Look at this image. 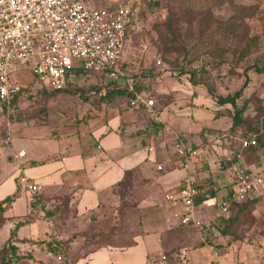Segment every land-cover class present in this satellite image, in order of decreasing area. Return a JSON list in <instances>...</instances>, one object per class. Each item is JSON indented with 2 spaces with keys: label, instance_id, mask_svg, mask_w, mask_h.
Listing matches in <instances>:
<instances>
[{
  "label": "rangeland",
  "instance_id": "1",
  "mask_svg": "<svg viewBox=\"0 0 264 264\" xmlns=\"http://www.w3.org/2000/svg\"><path fill=\"white\" fill-rule=\"evenodd\" d=\"M132 1L138 10L139 24L129 41H123V75L72 72L68 74L70 83L66 89L53 92L41 87L24 62L18 61L13 66L14 79L24 89L8 116L11 126L17 131L27 125L44 135H63L69 129L84 131L81 138L90 140L87 130L102 122L101 117L111 107L100 99L104 92L111 88L121 90L130 82L139 84V88L152 94L158 115L161 105L168 103V112L196 129L189 137L190 143L206 157L194 171L196 182L207 194L200 197L201 205L197 207L204 225V240L218 248L226 260L264 256V188L242 207L230 206L225 214L217 209L220 194L225 196L230 187L229 176L220 164L226 168L238 155L242 165L264 178V0ZM156 58L160 60L158 65H154ZM74 65H79V61L74 60ZM242 84L244 87L234 100L239 121L230 127L234 108L228 103L217 104L206 87L212 89L213 95L225 96L232 95ZM118 108L126 112V120L149 121L144 112L139 111V117L132 114L130 110H136L124 100ZM2 120L0 114L3 130ZM248 138L258 146L241 149L240 140ZM125 141L128 145L135 141L138 147L135 137ZM126 144L124 148L110 146L99 154L110 153L118 161L124 157ZM173 174L179 177L181 171L174 170ZM143 189L145 184L137 175L119 185L117 193L122 203L118 207L127 210L118 215L117 228L104 223L105 226L92 229L99 233L86 234V249L111 242V235L117 232L126 236L136 231L132 224L140 214H154L151 209L139 214L132 210L133 201L144 197ZM155 190L153 197L158 199L161 191ZM112 228L116 230L113 232ZM49 237H53L52 233Z\"/></svg>",
  "mask_w": 264,
  "mask_h": 264
},
{
  "label": "crops",
  "instance_id": "2",
  "mask_svg": "<svg viewBox=\"0 0 264 264\" xmlns=\"http://www.w3.org/2000/svg\"><path fill=\"white\" fill-rule=\"evenodd\" d=\"M167 104L159 109L161 122L195 149L189 137L196 129L168 112ZM119 105L106 104L111 107L101 117L102 122L87 130L90 140L81 138L84 131L71 132V129L63 135H44L27 125L16 131L7 118L11 130L4 143L6 136L0 128V249L9 242L20 256L9 264H151L159 258L158 254H165L171 264H201L210 256L207 247L210 243L204 240L201 230L204 225L195 228L181 224L180 204L164 198L176 190L185 176L196 182L195 168L206 157L195 149L197 156L191 158L187 169H182L172 150L173 134L165 133L155 139L154 128L147 120L145 123L136 118L132 122L126 120L127 114ZM111 108H116V112ZM130 112L138 116V112ZM132 137L136 138L137 148L135 141L126 144L125 138ZM124 143L127 148L118 161L110 153L99 154L110 146L123 147ZM152 144L154 149L148 151ZM18 150L24 152L19 166L13 158ZM156 165L161 166L160 171ZM174 170H180L181 175L174 177ZM21 175L38 184L37 193L30 194L20 185ZM135 175L141 177L145 189L141 190L144 197L133 201L132 210L139 214L151 209L154 214H140L132 224L136 225V231L126 236L117 232L111 235V242L86 249V234L92 235L93 228L103 227L104 223L117 226L118 215L127 210L118 207L122 200L117 189ZM156 188L161 191L158 199L153 197ZM7 197L10 200L5 202ZM196 216L200 219L197 210ZM51 233L54 238L49 237ZM55 244L60 245V253L53 252L51 246ZM47 249L59 254L61 260L48 256Z\"/></svg>",
  "mask_w": 264,
  "mask_h": 264
},
{
  "label": "built area",
  "instance_id": "3",
  "mask_svg": "<svg viewBox=\"0 0 264 264\" xmlns=\"http://www.w3.org/2000/svg\"><path fill=\"white\" fill-rule=\"evenodd\" d=\"M138 10L132 0H0V114L3 118L4 143L10 134L9 114L13 112V97L23 86L14 79L13 66L24 62L25 68L47 90L65 87L68 74L80 72H100L109 77L123 75V41L138 29ZM74 60L79 65H74ZM160 63L159 58L154 65ZM133 83L127 84L133 93L129 107L142 109L149 120L156 125L153 136L160 139L163 134H173L169 125L161 122L153 99L147 92L133 91ZM12 103V104H11ZM172 150L182 169H187L197 151L178 135L173 134ZM254 139L242 140L241 147L255 145ZM154 145L147 147L152 151ZM23 150H18L14 161L19 166ZM242 162V161H241ZM237 155L226 167L230 187L220 198L217 209L227 213L230 201L255 198L254 193L264 188V178L242 165ZM156 169H161L156 165ZM20 185L30 194L39 190L37 183L21 175ZM202 188L190 177L185 176L176 190L164 195L165 200L178 202L181 206L179 222L201 228L202 222L196 216L197 201ZM259 195V193H258ZM210 256L201 264H264V256L252 260H226L214 245L208 244ZM48 256L61 260L59 254L46 250ZM171 264L165 254L155 263Z\"/></svg>",
  "mask_w": 264,
  "mask_h": 264
},
{
  "label": "trees",
  "instance_id": "4",
  "mask_svg": "<svg viewBox=\"0 0 264 264\" xmlns=\"http://www.w3.org/2000/svg\"><path fill=\"white\" fill-rule=\"evenodd\" d=\"M74 73L75 74H80V73H83V72H80V71L76 70V71H74ZM191 82L195 83L193 80ZM69 83H70V81L67 80L65 82V87L63 89L55 90L53 92H62L63 90L66 89V85H68ZM135 84L136 83L134 82L133 83V91L142 92L143 89L139 88V86H137L139 84H137V85H135ZM243 87H244V84H242L232 95L227 94L225 96L213 95L212 89H210L209 87H206L207 92L215 99V102L217 104L222 105V104L228 103V104L231 105V107L234 108V112L235 113L232 114V123H231L230 127H234V125L239 121V118H238L239 110L235 109L234 100L240 95L241 89ZM22 91H23V89L21 90V92H19L18 94H16L13 97V99H12L13 107H14L15 101L17 100L19 95L22 93ZM49 91H52V90H49ZM144 92H147V91H144ZM148 95L150 96L152 94L148 93ZM132 96H133V93L128 90L127 85H126L125 88H123L121 90H113L112 88L111 89H107L104 92V94L100 97V99L101 100H106L105 104L112 103V105H119L121 103V101L124 100L126 102L127 106H129V100L132 98ZM131 109H134V108H131ZM135 110H136V112H139V111L143 112L142 109H135ZM148 125L150 127L154 128V130H155L156 125L154 123H152L150 120L148 121ZM247 140H250V139L248 138ZM241 141H242V139L240 140V143H239L241 149H247L248 150V149H252V148H255V147L258 146V144L256 143L255 145H248L246 147H241ZM224 165L225 164H221L222 167H224ZM212 191H211V193H212ZM205 194L206 193L203 191L201 193V197L202 198L203 197H207V196H205ZM211 195H213V194H211ZM211 195H209V196H211ZM9 200H10V198H8V197L4 199L5 202H8ZM253 200H254V198H244V199H242L240 201H237V202L230 201L228 203V209L227 210L229 211L230 206L231 207H242L245 203L252 202ZM1 210H2V207L0 206V213H1ZM51 248H52V250H53V252L55 254L61 252V248H60L59 244L58 245L57 244L52 245ZM8 255H11V256L8 257ZM17 259H20V256H18L16 254V252L14 250V247L9 242L3 244V246L0 249V264H9L10 262H16Z\"/></svg>",
  "mask_w": 264,
  "mask_h": 264
}]
</instances>
